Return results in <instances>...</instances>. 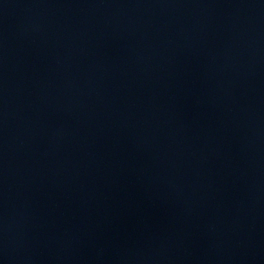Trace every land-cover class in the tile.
Listing matches in <instances>:
<instances>
[{
    "label": "water",
    "instance_id": "water-1",
    "mask_svg": "<svg viewBox=\"0 0 264 264\" xmlns=\"http://www.w3.org/2000/svg\"><path fill=\"white\" fill-rule=\"evenodd\" d=\"M0 264H264V0H0Z\"/></svg>",
    "mask_w": 264,
    "mask_h": 264
}]
</instances>
